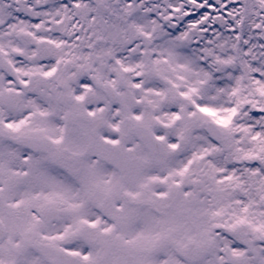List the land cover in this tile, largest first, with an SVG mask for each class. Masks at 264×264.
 <instances>
[{"label":"snow or ice","instance_id":"obj_1","mask_svg":"<svg viewBox=\"0 0 264 264\" xmlns=\"http://www.w3.org/2000/svg\"><path fill=\"white\" fill-rule=\"evenodd\" d=\"M0 264H264V0H0Z\"/></svg>","mask_w":264,"mask_h":264}]
</instances>
